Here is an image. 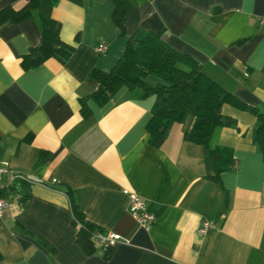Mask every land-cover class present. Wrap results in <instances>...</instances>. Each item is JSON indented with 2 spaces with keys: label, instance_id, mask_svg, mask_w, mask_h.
Instances as JSON below:
<instances>
[{
  "label": "crops",
  "instance_id": "crops-1",
  "mask_svg": "<svg viewBox=\"0 0 264 264\" xmlns=\"http://www.w3.org/2000/svg\"><path fill=\"white\" fill-rule=\"evenodd\" d=\"M128 2L122 36L111 0H57L60 36L75 46L65 63L51 57L22 67V56L41 41L37 16L0 26L3 189L26 182L0 217V264H264V147L254 140L255 114L224 105L237 124L217 127L210 145L232 148L237 164L217 181L206 147L184 138L193 114L157 146L147 128L152 98L126 85L103 105L88 97L99 87L91 71L113 68L127 37L144 28L162 32L223 88L264 112V0ZM24 4L0 0V9ZM103 42L107 50L98 52ZM57 182L73 189L89 220L121 236L109 259L100 247L87 255L78 246L70 198ZM129 192L154 214L150 229L130 213ZM205 221L215 229L202 233Z\"/></svg>",
  "mask_w": 264,
  "mask_h": 264
},
{
  "label": "trees",
  "instance_id": "trees-1",
  "mask_svg": "<svg viewBox=\"0 0 264 264\" xmlns=\"http://www.w3.org/2000/svg\"><path fill=\"white\" fill-rule=\"evenodd\" d=\"M56 1L25 0L19 9L11 5L0 9V26L37 16L42 37L38 45L22 56L24 69L38 66L51 57L65 63L74 52L75 46L60 36L62 24L52 13ZM111 1L115 4L112 19L120 34L127 36L125 22L132 8L128 0ZM91 76L99 82V87L88 97L100 105L108 102L123 85L131 91H141L145 98H152V118L147 128L154 145L161 146L172 126L181 123L188 114H193L194 122L190 130L184 133V138L206 147L214 167L212 178L217 181H221L222 172L235 168L237 164L232 148L210 145L217 127L237 124L236 118L224 113V105L229 104L256 115L254 140L261 148L264 147V112L223 88L204 72L199 61L167 43L162 32L137 29L127 37L124 53L115 66L108 71L95 68ZM149 78H155L156 81L152 83ZM82 114L86 117L90 115L87 97L82 99ZM16 181V185L19 183L18 188L14 185L9 191L2 190L9 202L11 193L20 191L26 184L20 178ZM54 186H62L70 198L73 224L78 229V246L87 255H92L100 247L104 257L109 259L115 246L101 244L99 237L100 234L106 235V230L87 218L68 184L57 182ZM28 195L29 191L26 192ZM2 257L0 252V260Z\"/></svg>",
  "mask_w": 264,
  "mask_h": 264
},
{
  "label": "built area",
  "instance_id": "built-area-1",
  "mask_svg": "<svg viewBox=\"0 0 264 264\" xmlns=\"http://www.w3.org/2000/svg\"><path fill=\"white\" fill-rule=\"evenodd\" d=\"M259 21L264 23V15L259 17ZM107 44L101 43L97 47L98 52H105L107 50ZM8 171V163L7 162H0V217H2L9 207V199L3 196L2 190L4 188L2 184V176L5 172ZM129 203L128 209L132 216L137 219L139 224L144 227L145 229H150L154 223L155 216L154 214L148 209L146 201L143 197L135 192H129ZM215 225L210 221H205L202 225L201 232L206 233L211 229H215ZM101 239V244L111 245L114 246L121 240V236L119 234L110 232L106 235H99Z\"/></svg>",
  "mask_w": 264,
  "mask_h": 264
}]
</instances>
